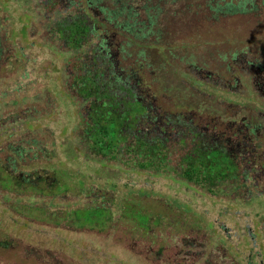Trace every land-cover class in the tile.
<instances>
[{
	"label": "trees",
	"instance_id": "obj_1",
	"mask_svg": "<svg viewBox=\"0 0 264 264\" xmlns=\"http://www.w3.org/2000/svg\"><path fill=\"white\" fill-rule=\"evenodd\" d=\"M36 1L48 49L65 57L63 92L75 108L74 139L86 161L122 173L167 177L207 199L233 195L227 203L255 205L264 217V63L241 51L226 55L221 65L209 61L211 67L189 61L191 52L207 44L198 40L201 26L257 16L264 12L263 1ZM12 34L0 2V64H9L2 42ZM45 140L48 150L41 155L46 159L36 161L31 154L29 164L18 170L25 171V181L17 183L13 172L7 178L31 189L44 184L46 174L60 172L92 203L57 209L61 184L49 183L43 186L48 190L45 206L34 200L23 211L15 210L22 223L31 225L27 219L41 214L53 228L105 226L134 204L130 197H139L129 185L89 175L80 176L88 180L81 182L77 171H67L57 160L52 136ZM24 147L11 152L15 163L28 160L21 153L32 152V145ZM174 152H180L176 160ZM29 173H34L32 179ZM25 197L30 200L32 192ZM24 213L25 220L20 218ZM48 257V264H92L53 256L51 262Z\"/></svg>",
	"mask_w": 264,
	"mask_h": 264
},
{
	"label": "rangeland",
	"instance_id": "obj_2",
	"mask_svg": "<svg viewBox=\"0 0 264 264\" xmlns=\"http://www.w3.org/2000/svg\"><path fill=\"white\" fill-rule=\"evenodd\" d=\"M254 1L264 4V0ZM0 2L13 30L11 38L2 42L9 64H0V264H48L49 255L92 264H264V217L259 216L257 206L227 203L233 195L226 200L207 199L167 177L122 173L86 161L74 139L78 133L74 127L75 108L63 92L67 82L65 57L48 49L37 1ZM199 35L198 40L207 44H200L190 54L189 61L197 65L211 67L209 61L221 65L226 55L240 51L264 63V12L203 25ZM48 135L58 146L57 160L67 171H77L78 180L87 183L80 176L89 175L95 180L129 185L137 190L139 197H130L137 207L130 202L126 204L130 207H123L122 216L97 227L82 224L74 229L61 224L53 228L41 214L38 219H27L31 225L18 220L15 210L23 211L34 200L42 207L46 204L48 190L43 186L49 183L61 184L62 197L54 202L57 209L61 205L92 203L90 196L78 193L72 178L68 180L60 172L52 177L46 174L45 183L31 189L16 184L25 181V171L18 170L29 164L31 154H35L36 161L46 159L41 154L48 150ZM26 145H32V152L21 156H28V160L20 158L15 163L11 152L23 151ZM178 153L174 152V160ZM12 172L16 181L7 178ZM33 174L28 176L32 179ZM92 183L96 184L94 180ZM256 183L260 185L261 181ZM259 190L256 187L257 193ZM31 192L33 197L26 201L25 196ZM24 214L20 216L23 220ZM34 254L40 257L34 258Z\"/></svg>",
	"mask_w": 264,
	"mask_h": 264
}]
</instances>
